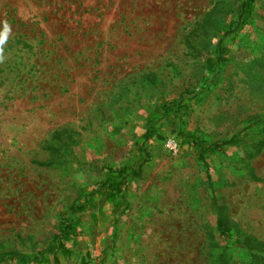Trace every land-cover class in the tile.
Masks as SVG:
<instances>
[{
    "label": "rangeland",
    "instance_id": "obj_1",
    "mask_svg": "<svg viewBox=\"0 0 264 264\" xmlns=\"http://www.w3.org/2000/svg\"><path fill=\"white\" fill-rule=\"evenodd\" d=\"M245 1L0 0L1 251L34 255L70 219L59 264H221L216 203L264 240V0L236 31ZM220 38L234 51L209 72ZM194 134L240 142L207 166ZM141 163L121 205L71 214L76 186Z\"/></svg>",
    "mask_w": 264,
    "mask_h": 264
},
{
    "label": "trees",
    "instance_id": "obj_2",
    "mask_svg": "<svg viewBox=\"0 0 264 264\" xmlns=\"http://www.w3.org/2000/svg\"><path fill=\"white\" fill-rule=\"evenodd\" d=\"M257 0H246L242 3L239 16L234 18L231 22V29L241 30L249 23L253 15L254 7ZM234 27V28H233ZM209 32V30H207ZM236 33V32H235ZM231 45L228 46L223 43L220 38L217 44L215 58H208L207 70L209 72H219L229 62V55L233 52ZM175 103L176 101L173 100ZM172 103V105H174ZM182 106V107H181ZM167 108V106H165ZM183 105L179 104L177 110L183 111ZM145 145L150 143L155 135V129L151 126L143 134ZM56 136H60L58 133ZM240 142L238 136H234L229 140L217 141L213 143L201 140L199 136L192 135L191 144L196 148L200 161L204 165H209L207 155L224 152L228 145H236ZM264 147V140L260 142L255 155H259ZM144 153H148V147L142 148ZM149 155V154H148ZM143 162H145L143 160ZM52 164V162L44 163ZM142 163L137 166H123L116 169L110 168L106 174L105 180H99L92 190L84 187L76 186V197L73 205L71 206V214L75 217L82 212H91L98 207L97 199L101 196L106 197L115 204L121 205L125 201V194L129 190L130 181L134 177H139L142 172ZM256 180H262L255 177ZM217 207V220L216 230L218 231L217 238L219 245L223 247L220 254L221 264H230L233 260L232 248H239L249 252L252 264H264V240L251 234L238 224L232 222L222 212V209L216 203ZM78 225L70 219L61 220L59 225V233L54 237L52 243L38 251L34 255L18 252V251H1L0 250V264L7 261H17L20 264H59V253L64 255L71 253V248L68 246L71 238L79 234ZM231 246L232 248H230Z\"/></svg>",
    "mask_w": 264,
    "mask_h": 264
},
{
    "label": "clouds",
    "instance_id": "obj_3",
    "mask_svg": "<svg viewBox=\"0 0 264 264\" xmlns=\"http://www.w3.org/2000/svg\"><path fill=\"white\" fill-rule=\"evenodd\" d=\"M3 29L0 30V62H3L5 59L4 56V45L9 38V34L11 32V26L8 24L7 21H4Z\"/></svg>",
    "mask_w": 264,
    "mask_h": 264
}]
</instances>
